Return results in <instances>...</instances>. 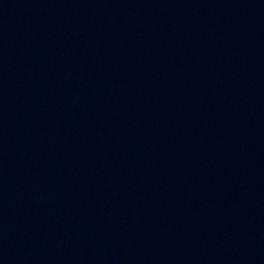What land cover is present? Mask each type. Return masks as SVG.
I'll return each instance as SVG.
<instances>
[{"label": "water", "instance_id": "water-1", "mask_svg": "<svg viewBox=\"0 0 264 264\" xmlns=\"http://www.w3.org/2000/svg\"><path fill=\"white\" fill-rule=\"evenodd\" d=\"M0 264H264V0H0Z\"/></svg>", "mask_w": 264, "mask_h": 264}]
</instances>
